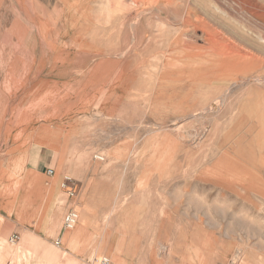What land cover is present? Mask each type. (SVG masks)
I'll list each match as a JSON object with an SVG mask.
<instances>
[{
    "label": "rangeland",
    "instance_id": "1",
    "mask_svg": "<svg viewBox=\"0 0 264 264\" xmlns=\"http://www.w3.org/2000/svg\"><path fill=\"white\" fill-rule=\"evenodd\" d=\"M62 111L80 223L10 264H264V0H0V160Z\"/></svg>",
    "mask_w": 264,
    "mask_h": 264
},
{
    "label": "crops",
    "instance_id": "2",
    "mask_svg": "<svg viewBox=\"0 0 264 264\" xmlns=\"http://www.w3.org/2000/svg\"><path fill=\"white\" fill-rule=\"evenodd\" d=\"M125 77L128 78L127 75ZM62 113L64 120L57 126L59 131L47 123L35 122V152L24 154L22 151H15L17 149L13 145L12 154L0 160V264H10L18 259L23 261V253H19L17 247L25 249L30 242L32 253L35 255V252L40 254L50 247L57 248V240L68 241V235L64 234L67 231L62 230L63 226L61 233H64L54 237L60 223L62 225L64 216L72 210L73 202L77 200L76 195L69 198L65 193L67 197L62 202L60 194L62 182L67 175L61 167L63 164H57L55 160L62 153L61 161L66 165L68 163L65 154L70 147H67L65 140H61L60 132L61 124L64 132L71 127V122L65 120L68 116L64 111ZM3 134L1 132L0 149L4 146ZM34 185L35 192L32 189ZM88 215L85 211L84 220ZM80 219L81 215L78 224ZM14 236H18L19 240L12 242L11 238ZM97 240L98 244L99 238ZM64 246L62 244L63 249L67 250ZM66 254L71 256L69 251ZM127 256L128 263L122 259L119 261L126 263L121 264H137L135 259L132 260L134 255ZM82 261L83 264H89L90 260L85 258Z\"/></svg>",
    "mask_w": 264,
    "mask_h": 264
},
{
    "label": "built area",
    "instance_id": "3",
    "mask_svg": "<svg viewBox=\"0 0 264 264\" xmlns=\"http://www.w3.org/2000/svg\"><path fill=\"white\" fill-rule=\"evenodd\" d=\"M69 197H74V193L68 192ZM79 222V214L75 210H70L63 218L62 226L65 231H73ZM19 240L18 236L12 238V242ZM101 264H111V261L107 258H104L101 261Z\"/></svg>",
    "mask_w": 264,
    "mask_h": 264
},
{
    "label": "bare ground",
    "instance_id": "4",
    "mask_svg": "<svg viewBox=\"0 0 264 264\" xmlns=\"http://www.w3.org/2000/svg\"><path fill=\"white\" fill-rule=\"evenodd\" d=\"M70 232V231H69Z\"/></svg>",
    "mask_w": 264,
    "mask_h": 264
}]
</instances>
